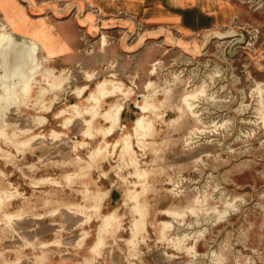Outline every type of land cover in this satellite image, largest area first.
I'll return each instance as SVG.
<instances>
[{
  "label": "rangeland",
  "instance_id": "1",
  "mask_svg": "<svg viewBox=\"0 0 264 264\" xmlns=\"http://www.w3.org/2000/svg\"><path fill=\"white\" fill-rule=\"evenodd\" d=\"M204 1L234 13L214 26L196 14L199 26L186 30L168 22L185 15L179 0H144L143 9L116 0L125 9L115 15L110 0H0V28L34 46L33 31L49 37L36 50L43 66L31 98L0 106V264H264V0ZM49 69L65 79L61 89L44 79ZM104 79L133 92L104 105L124 104L108 139L101 118L93 136L82 118L69 122L72 104L87 105L75 92L89 85L87 97ZM200 90L195 113L183 114V96ZM147 97L156 109L139 140L133 126ZM135 205L146 223L136 237ZM110 213L115 225L96 246Z\"/></svg>",
  "mask_w": 264,
  "mask_h": 264
},
{
  "label": "bare ground",
  "instance_id": "2",
  "mask_svg": "<svg viewBox=\"0 0 264 264\" xmlns=\"http://www.w3.org/2000/svg\"><path fill=\"white\" fill-rule=\"evenodd\" d=\"M11 26H13L15 28V27H18L19 24H18L17 21H13L11 23ZM16 29H18V28H16ZM27 33H28V31H27ZM46 34H47L46 31L45 30H41V29H38L37 31H33L32 32V36H33L32 38L36 41L35 42V46H34V43H32L29 40L25 39L27 37H24V39H22L20 41V40H18L16 38V34L14 32L9 31V29H8V27L6 25L1 26V28H0V71H2V73H0V85L2 86V89H3V94H0V106H2L1 109L8 108L6 106V100H8V102H10L9 105L10 104L12 105V104L16 103V97L21 98V99H25L26 98V100L31 98V92H32V89H33V84H34V82H37V75H38L39 71L42 69V66H43V65L40 66L36 62V50H37L39 45L41 46V44H40V40L41 39H42V41H45L46 39L49 38ZM43 46H44L43 48H45L47 53H48L47 57L48 58H51V57L55 58L54 55L56 54V52L54 51L53 47H51L50 45L45 46L44 44H43ZM45 59H47V58H45ZM160 62L161 61H155L152 64V67L154 68L152 70L153 71L152 73H154L157 70L156 66ZM46 73L47 74H45L43 76L44 79L47 80L50 83L51 87H53L55 89L56 88L59 89L61 87V85L64 83L65 79H61L60 76H56L54 74V70H52V69L47 70ZM31 74H33L32 77H30ZM62 74H64V71H63ZM113 75L114 74H112V76ZM50 79L53 81V83H51ZM93 79L94 78L90 74L89 78H88V82H91ZM152 85H153L152 82H149L148 85L146 86V88H149ZM89 89H90L89 85H86V86L82 87L81 89L77 90L76 92L74 91L76 93V96H77L78 99H80V100L81 99H85L87 105L86 106H81V105H78V104H72L69 107V109H73L74 114H73V118L69 119V122H71L72 119L74 120V119L82 118L83 119L82 121H84L85 124L88 127V130L85 131L84 135H92L93 133H91L90 130L93 128L95 122L99 118H101L106 123L109 124V126L106 127L103 130L104 138L105 139L111 138L112 136L115 135L116 130H117V128L119 127V125L121 123V116H122V113L124 111V104L119 103V102H115L113 104H110V107L108 109H106V110H103V107H104L105 104H107L109 102L110 99H113V98H115V97H117L119 95H123L124 97H130L133 94V92L132 91H127L126 88H125V84L123 82L115 81V80H112V79H104L103 81L98 82V84L96 85L95 89L90 91V93L86 97L87 92L89 91ZM46 90L42 89L41 93H43V94L46 93L47 92ZM202 92L203 91L200 90V91H198L196 93H190V94H186L185 96H183V98H182L183 107L181 108L183 114H185L187 111L192 112V114L195 113L194 112L195 104L193 103V100L196 99V97H198V95L200 93H202ZM26 93H29L30 97L25 96ZM8 94L11 96L10 99L7 98ZM137 107L141 111V115L136 120L134 119L135 121H134L133 131H134V134L140 140V139H142L143 137H145L148 134L150 128L152 127V122L147 120L146 113H148L150 111H154L156 109V106L154 104H152L151 102H149L148 97H147V100L145 101V103L144 104L139 103L137 105ZM66 113H68V109H65V110L61 111L59 116H62L64 114H66ZM65 123H64V126L66 125ZM1 134H2V137H3L4 131H0V135ZM105 143L108 145L107 141H105ZM119 143L120 142L118 141L115 144V146H114L115 149H116V147L118 146ZM98 152L99 151H96L95 153L97 154ZM103 152H105V150H103ZM131 152H132L131 135H125L123 137V153L124 154H127V153L131 154ZM92 153L93 152H91V154ZM88 163L90 164V162H88ZM125 165H126V163H125ZM138 176L141 177L142 175H138ZM66 177H67V175H66ZM70 177H72V176H70ZM77 178H79V176H77ZM67 180H69V179H67ZM43 183H45V182H43ZM87 193H88V189H87ZM137 198H138V194H133V195L129 194L128 195V200L129 201L130 200L135 201V200H137ZM95 199H96L95 209L97 211H99L100 210V206H101V202H102L103 199H102V197H99V196H97ZM0 205H1V201H0ZM135 208H136V212L138 213L139 216L134 221V225H133L132 231H133V235L136 237L139 234H141L144 231H146V223H145V215L142 212V210L138 208V205H135ZM95 209H94V211H96ZM189 211H192V210H189ZM171 213L167 212L168 215L171 214ZM54 214H55V212H54ZM76 214H77V212H76ZM175 215H177V214H175ZM5 218H6V216H5ZM115 220H116V217H115L114 213H110V214L104 215L102 217L101 224L99 226V239H98V241L96 243V246H100V245L103 244V241H104L103 239L104 238H103L102 235L104 233L108 232L110 228L114 227ZM163 223H164L165 227L169 226V224H168L169 222H163ZM96 246L93 249H95Z\"/></svg>",
  "mask_w": 264,
  "mask_h": 264
},
{
  "label": "crops",
  "instance_id": "3",
  "mask_svg": "<svg viewBox=\"0 0 264 264\" xmlns=\"http://www.w3.org/2000/svg\"><path fill=\"white\" fill-rule=\"evenodd\" d=\"M42 5H46L49 2H52L53 0H42ZM92 1V0H87ZM112 2V6L110 7L111 14L115 15L116 12L119 10H124V7L119 6V4L116 2V0H110ZM122 3H130L141 5V8L143 9L144 0H120ZM181 2L180 4L187 7L186 13L184 16H180L177 14H171L168 18V22L175 21L176 23H181L186 30H192L193 27L199 26L200 23L198 21H195L196 19H193L194 15L197 14V16H203L207 14L208 16H211L209 20L212 24L209 25H216L220 23V20L223 17V20H227L226 13L228 12L229 17L230 14L234 13V10L229 5H218L215 3H209L204 0H179ZM195 4V5H194ZM189 8V9H188ZM230 13V14H229ZM90 23V19H89ZM95 29L94 26H90L89 31H93Z\"/></svg>",
  "mask_w": 264,
  "mask_h": 264
}]
</instances>
